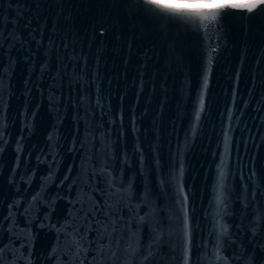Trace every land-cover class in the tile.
I'll return each mask as SVG.
<instances>
[{"label": "water", "instance_id": "95a60500", "mask_svg": "<svg viewBox=\"0 0 264 264\" xmlns=\"http://www.w3.org/2000/svg\"><path fill=\"white\" fill-rule=\"evenodd\" d=\"M198 16L0 0V264H264V12Z\"/></svg>", "mask_w": 264, "mask_h": 264}, {"label": "snow or ice", "instance_id": "6c2138e0", "mask_svg": "<svg viewBox=\"0 0 264 264\" xmlns=\"http://www.w3.org/2000/svg\"><path fill=\"white\" fill-rule=\"evenodd\" d=\"M146 3L156 8L162 9L165 12H175V13H197L198 17H190V18H199L201 23L204 22H214L217 20L219 14L225 9H246L248 12H254L259 9L260 12H264V0H247L245 4L238 3H225V4H217L212 8H196V9H183L177 8L175 5L164 3L163 0H146ZM205 13H211L212 15H205ZM230 13H225V15ZM208 80L205 78L204 87H207ZM201 107L204 105L203 98L200 101ZM222 202V197H221ZM185 225L187 227V219H185ZM222 233H226V227L221 226Z\"/></svg>", "mask_w": 264, "mask_h": 264}, {"label": "rangeland", "instance_id": "374dc122", "mask_svg": "<svg viewBox=\"0 0 264 264\" xmlns=\"http://www.w3.org/2000/svg\"><path fill=\"white\" fill-rule=\"evenodd\" d=\"M180 1H183V2H192V3H198V4H208V3H211V2H214L216 0H180Z\"/></svg>", "mask_w": 264, "mask_h": 264}, {"label": "flooded vegetation", "instance_id": "af4514ba", "mask_svg": "<svg viewBox=\"0 0 264 264\" xmlns=\"http://www.w3.org/2000/svg\"><path fill=\"white\" fill-rule=\"evenodd\" d=\"M164 2H170V1H164ZM174 3L183 4V2H174ZM186 3L189 4V5L198 4V3H192V2H186Z\"/></svg>", "mask_w": 264, "mask_h": 264}]
</instances>
